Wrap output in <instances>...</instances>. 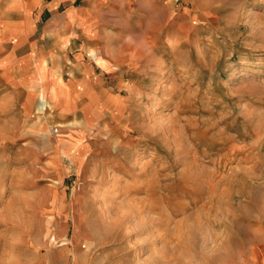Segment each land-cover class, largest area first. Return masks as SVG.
Listing matches in <instances>:
<instances>
[{"label":"rangeland","instance_id":"obj_1","mask_svg":"<svg viewBox=\"0 0 264 264\" xmlns=\"http://www.w3.org/2000/svg\"><path fill=\"white\" fill-rule=\"evenodd\" d=\"M185 1L127 53L81 165L0 87V264H264V0Z\"/></svg>","mask_w":264,"mask_h":264},{"label":"crops","instance_id":"obj_2","mask_svg":"<svg viewBox=\"0 0 264 264\" xmlns=\"http://www.w3.org/2000/svg\"><path fill=\"white\" fill-rule=\"evenodd\" d=\"M180 1L0 0V87L14 95L20 117L47 111L60 127L73 124L64 135L56 127L55 164L65 158L73 165L71 157L82 164L89 127L122 102L112 94L126 86L118 73L140 62L127 53L143 50L150 23ZM78 117L82 126H74Z\"/></svg>","mask_w":264,"mask_h":264},{"label":"built area","instance_id":"obj_3","mask_svg":"<svg viewBox=\"0 0 264 264\" xmlns=\"http://www.w3.org/2000/svg\"><path fill=\"white\" fill-rule=\"evenodd\" d=\"M53 133H58V129L57 128H54L53 129Z\"/></svg>","mask_w":264,"mask_h":264}]
</instances>
